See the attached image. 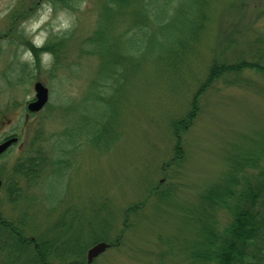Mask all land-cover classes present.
<instances>
[{"label": "rangeland", "instance_id": "rangeland-1", "mask_svg": "<svg viewBox=\"0 0 264 264\" xmlns=\"http://www.w3.org/2000/svg\"><path fill=\"white\" fill-rule=\"evenodd\" d=\"M103 2L0 0V141L20 137L0 158V214L25 238L54 241L47 264L84 262L89 245L119 239L92 264H182L179 247L197 250L202 240L189 220L201 193L222 177L240 143L264 131V74H220L177 137L173 122L190 112L212 65L251 59L264 47V0H211L184 52L176 42L183 32L148 35L131 26L140 17L128 10L118 33L106 31V43L95 47ZM48 42L56 52L42 49ZM173 49L179 56L168 59ZM37 81L50 98L31 112ZM40 147L64 166L49 163ZM28 152L43 156L41 173L15 171ZM216 213L226 225L228 213ZM6 231L0 226V264H34L30 251L7 254L13 234Z\"/></svg>", "mask_w": 264, "mask_h": 264}, {"label": "trees", "instance_id": "trees-1", "mask_svg": "<svg viewBox=\"0 0 264 264\" xmlns=\"http://www.w3.org/2000/svg\"><path fill=\"white\" fill-rule=\"evenodd\" d=\"M51 1L56 4L59 0ZM62 2L67 4V1ZM175 2H178V6L174 13ZM210 3L211 0H105L99 11L98 27L94 31L95 47L106 43L108 39L106 31L118 33L115 27L123 24L119 21V15L123 10H128L131 14L140 17L137 21L134 20L131 26L139 29L147 28H144V31H147L148 35L153 34L157 37L158 32L166 30L167 27L183 32L182 38L178 36L176 42L178 47H183V52L189 51L194 45L192 39L198 36L204 26ZM187 4L197 16L196 14L189 16L192 13L184 6ZM169 9H171L170 16H168ZM157 19L160 25L156 24ZM184 20L187 21L188 27ZM154 30H157L156 34ZM42 49L56 52V47L51 42L46 43ZM251 54V59L244 57L234 62L212 65L209 78L202 82L201 87L193 94L190 112L185 118L173 122L174 134L179 132L178 129L183 123L191 122L194 118L198 95L209 86L211 80L216 79L220 74L238 75L250 69L264 74V47H258ZM164 55L168 59H177L179 53L173 49L171 54L164 53ZM177 135L178 133L176 137ZM39 150L44 157L47 156L45 147H40ZM40 158L36 155L31 156L28 152L26 159L19 162L15 171L23 172L26 176L41 173L45 168V160L43 156ZM178 158L179 156L176 157ZM36 159L40 160L36 161ZM45 159L47 160V157ZM47 161L58 163L51 156ZM227 161L222 177L216 184L203 190L196 207V215L192 220L189 218L198 228L202 240L197 250L189 246L179 247L185 256L184 259L180 258V261L183 259L182 264H264V215L260 206L264 203V131H260L255 137L246 138V142L244 140V143H240L235 151L227 156ZM9 191L15 192L14 189ZM216 209L226 211L230 216L226 225H220ZM3 228L7 230L6 232L9 231L10 236L11 233L13 234V238L5 246L11 258L19 259L28 252L29 248L35 260L32 259L31 262L45 264L44 260L53 250V240H45L47 246L42 243L43 240L34 246L33 242L29 243L24 239L22 233H16L18 228L14 226ZM73 262L83 264L78 260Z\"/></svg>", "mask_w": 264, "mask_h": 264}, {"label": "water", "instance_id": "water-1", "mask_svg": "<svg viewBox=\"0 0 264 264\" xmlns=\"http://www.w3.org/2000/svg\"><path fill=\"white\" fill-rule=\"evenodd\" d=\"M35 89H36V99L31 101L28 105V108L31 111L41 110L49 100V89L48 87L45 86L43 82L41 81L36 82ZM17 141H18V137L13 136L1 142L0 143V154L4 152L12 143L17 142ZM1 184H2V181L0 179V187H1ZM110 246H111V243H108L106 241H101L93 245L88 250L87 263L89 264L93 262L95 257H97L99 254L104 252Z\"/></svg>", "mask_w": 264, "mask_h": 264}, {"label": "clouds", "instance_id": "clouds-1", "mask_svg": "<svg viewBox=\"0 0 264 264\" xmlns=\"http://www.w3.org/2000/svg\"><path fill=\"white\" fill-rule=\"evenodd\" d=\"M69 25L67 23L63 24L62 27L67 28Z\"/></svg>", "mask_w": 264, "mask_h": 264}]
</instances>
